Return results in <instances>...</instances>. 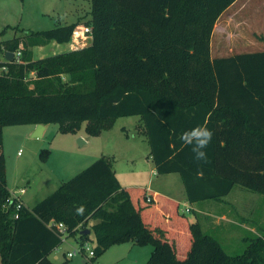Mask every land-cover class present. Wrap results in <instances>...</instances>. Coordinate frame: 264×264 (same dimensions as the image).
<instances>
[{
  "label": "trees",
  "instance_id": "16d2710c",
  "mask_svg": "<svg viewBox=\"0 0 264 264\" xmlns=\"http://www.w3.org/2000/svg\"><path fill=\"white\" fill-rule=\"evenodd\" d=\"M89 1L87 47L31 58V48L69 43L80 20L0 41V264H58L50 256L63 240L49 223H62L78 244L92 232L90 260L132 242L153 248L146 264H264V234L229 255L177 202L122 187L103 156L16 212L1 127L58 123L62 133H75L85 123L96 136L127 116L139 117L156 174H178L189 203L221 201L234 185L264 195V51L210 55L214 25L236 0ZM17 50L20 62L1 60ZM197 125L214 132L207 163L179 138ZM40 155L45 160L48 151Z\"/></svg>",
  "mask_w": 264,
  "mask_h": 264
},
{
  "label": "rangeland",
  "instance_id": "374dc122",
  "mask_svg": "<svg viewBox=\"0 0 264 264\" xmlns=\"http://www.w3.org/2000/svg\"><path fill=\"white\" fill-rule=\"evenodd\" d=\"M89 12V0H0V41L22 36L24 31L48 30L80 20L77 29L85 26L84 21L90 18ZM236 18L238 24L234 25ZM221 20L228 29L232 26L234 37L239 40L222 54L214 51L213 57L264 50V0H236L223 13ZM15 27L19 29H13ZM217 32L212 37L214 44ZM85 36L89 42L91 34ZM67 50V43L51 41L41 48H31L30 52L31 58L36 60ZM63 79L67 80L68 77L63 76ZM138 122V116L115 118L106 130L96 136L85 132V123L75 133H62L58 123L47 124L40 137L33 136L37 126L31 132L34 124L1 127L7 189L10 194L25 189L23 199L32 208L56 191L62 182L103 156L110 161L117 180L124 188L145 187L151 180L154 186L158 183L164 185L166 191L179 201V213H183L188 221L199 220L203 231L215 236L229 255L241 254L251 239L264 234V195L234 185L223 201L189 203L178 174L173 173L168 177L153 174V164L148 156L149 145L145 136L137 132ZM85 138L87 142L81 143L80 140ZM42 150L48 151L45 160L40 155ZM187 207L203 208L207 214L186 212ZM221 214L233 223L219 219ZM75 237L63 238L50 258L58 264H146L153 249L150 245L123 242L111 245L98 257L83 263L85 259L78 254L67 258V253L78 249ZM90 239L86 247L93 249L96 241L92 232ZM53 256H57V259H53Z\"/></svg>",
  "mask_w": 264,
  "mask_h": 264
},
{
  "label": "crops",
  "instance_id": "0c3cea01",
  "mask_svg": "<svg viewBox=\"0 0 264 264\" xmlns=\"http://www.w3.org/2000/svg\"><path fill=\"white\" fill-rule=\"evenodd\" d=\"M227 9L225 11H227ZM225 11L223 13H225ZM223 13L218 17V19L216 21V23L214 25V28H213V31H212L211 39H210V55H211V58L212 59H214V58H221V57H213L212 53L214 51H215L216 54H222L225 50L229 49L228 46L229 47L230 46L232 47V45H234L233 42H238V40H239V39H236V37H234L235 34H233V32H232V30H233L232 29V26H229V29H228L224 25V20H221V17L223 15ZM236 21H237V18L234 19V21H233L234 22V25L238 24V23H236ZM216 31H218L217 32L218 34H217V40L215 41V44H214L212 42V37L214 36V34L216 33ZM71 38L73 40H72V42L67 43V45H68V50L67 51L82 49V48L87 47V46H89L91 44V40L88 42V40H85L86 36H81L80 33L79 34H76L74 38H73V36ZM35 48H37V47H35ZM38 48H41V47H38ZM67 51H65V52H67ZM36 126L37 125H35L32 128L31 132L34 131V128H36ZM44 130H45V126H44ZM80 142L83 143V144H85L87 142V139L86 138L85 139H82V140H80ZM152 172H153V174H156L154 167L152 168ZM169 175H171V174L163 175V176L168 177ZM157 176H158V174H157ZM168 183H170V182L168 181ZM139 187L140 188L149 189L150 191H152L154 193H157V194H159L161 196H164V197H166L168 199H171V200H173V201H175V202H177L179 204V201L175 199V196L173 194H171V193H168V191H166V189L164 188V185H161V184L158 183L156 186H154V183L151 180V181H149L148 184L145 185V187H142V186H139ZM17 196H19V199L21 200V202L23 203V205L26 206V207H28L27 204L25 203L24 199H23V194H17ZM224 198L221 201H223ZM197 203H199V202H197ZM197 203H191V204H197ZM28 208H30V207H28ZM189 208H190V211L198 212L200 214H207V212H205L206 210L205 209L203 210V208L202 209L201 208L194 209L193 207H189ZM181 214H183V213H181ZM218 218L221 219V220H223V221H226L227 223H233L230 218H228L227 216H225L223 214H221ZM189 222L190 223H197L200 226L202 232L205 233L203 231V229H202V225L199 222V220H196L194 222H192V221H189ZM241 223H242V226H244L243 225L244 222L241 221ZM261 235H263V234H261ZM261 235L256 236V237H260ZM53 259H57V256H53ZM87 261L88 260H83L82 262L84 263V262H87Z\"/></svg>",
  "mask_w": 264,
  "mask_h": 264
},
{
  "label": "built area",
  "instance_id": "2783aa9c",
  "mask_svg": "<svg viewBox=\"0 0 264 264\" xmlns=\"http://www.w3.org/2000/svg\"><path fill=\"white\" fill-rule=\"evenodd\" d=\"M79 33L81 36H85L87 34H91V29L86 26L78 27L77 29L74 30L72 34L73 38L75 37L76 34H79ZM1 60L4 62H9L4 59V54H2ZM12 61H16V62L21 61V51L20 50L13 52ZM2 72H6L5 66L0 67V74ZM24 192H25V189H20L17 192H14L12 194V196L16 198L18 201L15 207L16 212L19 211L24 206L21 200L19 199V196H17V194H24ZM189 210L190 209L188 207L185 209L186 212H189ZM17 218H18V213L14 215V219H17ZM48 227L53 228L56 231V233L61 236L62 240L63 238H66V228L62 223H49ZM77 254L82 256L85 260H90L94 256L93 249H88V247H86V242L83 244H78V249L76 251H73L72 253H67V258L71 259Z\"/></svg>",
  "mask_w": 264,
  "mask_h": 264
},
{
  "label": "clouds",
  "instance_id": "9594fccd",
  "mask_svg": "<svg viewBox=\"0 0 264 264\" xmlns=\"http://www.w3.org/2000/svg\"><path fill=\"white\" fill-rule=\"evenodd\" d=\"M214 132L206 125H197L185 130L180 135V140L185 146H190L193 158L196 161L207 163L208 155L206 149L212 142Z\"/></svg>",
  "mask_w": 264,
  "mask_h": 264
},
{
  "label": "water",
  "instance_id": "95a60500",
  "mask_svg": "<svg viewBox=\"0 0 264 264\" xmlns=\"http://www.w3.org/2000/svg\"><path fill=\"white\" fill-rule=\"evenodd\" d=\"M4 59L6 61H9V62L12 61L13 60V52L6 51L4 53ZM43 130H44V126L43 125H41V124L37 125V130L35 131L33 136L40 137L42 135V131ZM89 233H90V231L86 229V230L81 231L80 235H88Z\"/></svg>",
  "mask_w": 264,
  "mask_h": 264
}]
</instances>
